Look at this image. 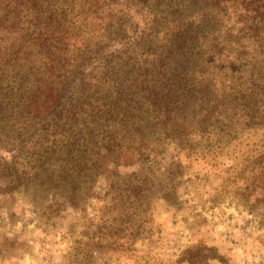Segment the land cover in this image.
I'll list each match as a JSON object with an SVG mask.
<instances>
[{"label": "rangeland", "instance_id": "obj_1", "mask_svg": "<svg viewBox=\"0 0 264 264\" xmlns=\"http://www.w3.org/2000/svg\"><path fill=\"white\" fill-rule=\"evenodd\" d=\"M0 1V15L14 13L17 29L31 16L29 9L36 12L33 5L42 11L55 8L50 4L55 0H19L16 6L8 4L15 0ZM75 1L61 8L72 21L81 20L77 25L87 34L92 30L87 17L106 12L95 0ZM118 1L145 13L152 10L158 18L202 2L147 0L146 6L140 0ZM42 2L44 7L34 4ZM6 29L0 25L1 32ZM135 56L129 52L109 66L132 76ZM40 72V66L23 71L0 65V145L14 139L10 127L24 137L35 130L26 131V116L18 120L9 113L18 89L21 102L31 89L46 95ZM254 76L249 86L261 83ZM23 78L27 81L20 85ZM30 95L34 100L26 111L35 119L45 110L43 95ZM230 101L226 98L224 105L233 109L214 116L202 137L188 134L184 151L166 138L153 110L135 116L128 136L132 146H116L127 154L94 145L95 162L82 171L75 166L77 151L67 153L51 138L26 147L16 161L23 185L9 190L7 176L0 173V264H264V183L258 178L264 168V124L246 122L244 111ZM182 113L187 128L197 127L193 102ZM141 132L148 135L145 141L135 138ZM80 147L91 154L90 146Z\"/></svg>", "mask_w": 264, "mask_h": 264}, {"label": "trees", "instance_id": "obj_2", "mask_svg": "<svg viewBox=\"0 0 264 264\" xmlns=\"http://www.w3.org/2000/svg\"><path fill=\"white\" fill-rule=\"evenodd\" d=\"M15 2L8 4H19ZM122 2L95 0L106 13L87 17V29H92L87 34L77 25L81 20L72 21L61 8L75 5V0H55L50 3L55 8L44 11L33 5L36 12L28 8L31 16L23 22L24 29L16 28L20 24L14 13L0 15V25L7 27L0 31V65L23 71L40 66L38 79L47 86L46 95L31 89L22 102L18 89L19 99L10 110L15 119L26 116V131L35 130L24 137L10 127L14 139L0 145V173L7 176L9 190L23 185L16 161L26 147L51 138L65 152L77 151L75 166L82 171L94 161L97 149L127 154L116 146L128 144L135 116L152 110L166 138L179 143L183 151L188 134L202 137L214 116L233 109L224 105L226 98L237 102L234 108L244 111L246 122L259 119L264 124V0H202L195 6L176 7L173 17L165 13L159 18L152 10L145 13ZM140 2L148 6L147 0ZM133 51L137 66L132 76L109 66ZM254 74L261 83L249 86ZM30 93L43 95L45 110L35 119L26 111L34 100ZM191 102L198 121L197 127L187 128L181 114ZM260 103L263 107L256 110ZM146 136L141 132L135 138L145 141ZM84 145L90 146L91 154L82 150ZM258 175L264 183V168Z\"/></svg>", "mask_w": 264, "mask_h": 264}]
</instances>
